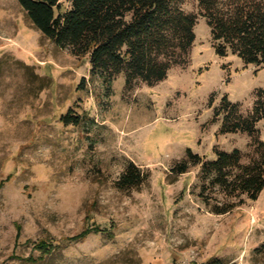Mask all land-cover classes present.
I'll list each match as a JSON object with an SVG mask.
<instances>
[{
    "label": "rangeland",
    "instance_id": "rangeland-1",
    "mask_svg": "<svg viewBox=\"0 0 264 264\" xmlns=\"http://www.w3.org/2000/svg\"><path fill=\"white\" fill-rule=\"evenodd\" d=\"M199 2L179 3L198 17L188 65L127 90L123 75L111 88L92 78L88 57L0 0V264H264V191L217 216L198 197L200 167L171 172L188 149L214 160L237 148L248 164L252 139L222 135L215 110L228 96L248 115L264 88V67L216 55ZM130 162L149 179L122 190ZM91 228L103 232L69 242ZM40 241L59 248L40 259Z\"/></svg>",
    "mask_w": 264,
    "mask_h": 264
},
{
    "label": "trees",
    "instance_id": "trees-1",
    "mask_svg": "<svg viewBox=\"0 0 264 264\" xmlns=\"http://www.w3.org/2000/svg\"><path fill=\"white\" fill-rule=\"evenodd\" d=\"M34 27L63 50L76 57H88L91 77L100 78L111 88L121 75L127 90L139 83L153 87L168 79L175 67H185L196 41V15L185 13L180 0H17ZM201 17L211 30L215 53L230 54L245 65L264 67V0H200ZM213 122L222 117L220 133L246 134L252 139V158L244 164L240 149H215L208 160L191 149L177 163L172 174L182 176L200 167L198 197L217 216L232 213L246 201L256 202L264 191V142L258 123L264 120V88L257 91L251 113L245 115L228 96L215 110ZM66 125H79L71 114ZM149 179L130 162L117 185L120 189L140 188ZM103 232L91 228L69 239L84 241ZM35 248L43 259L59 246L40 241ZM33 262V260H29Z\"/></svg>",
    "mask_w": 264,
    "mask_h": 264
}]
</instances>
